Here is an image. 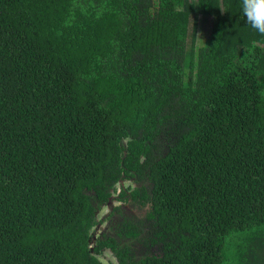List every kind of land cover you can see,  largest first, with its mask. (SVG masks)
<instances>
[{
	"label": "trees",
	"instance_id": "16d2710c",
	"mask_svg": "<svg viewBox=\"0 0 264 264\" xmlns=\"http://www.w3.org/2000/svg\"><path fill=\"white\" fill-rule=\"evenodd\" d=\"M239 4L0 0V264H264V36Z\"/></svg>",
	"mask_w": 264,
	"mask_h": 264
},
{
	"label": "clouds",
	"instance_id": "9594fccd",
	"mask_svg": "<svg viewBox=\"0 0 264 264\" xmlns=\"http://www.w3.org/2000/svg\"><path fill=\"white\" fill-rule=\"evenodd\" d=\"M239 8L250 29L264 36V0H240Z\"/></svg>",
	"mask_w": 264,
	"mask_h": 264
},
{
	"label": "rangeland",
	"instance_id": "374dc122",
	"mask_svg": "<svg viewBox=\"0 0 264 264\" xmlns=\"http://www.w3.org/2000/svg\"><path fill=\"white\" fill-rule=\"evenodd\" d=\"M209 24L208 21L205 17H201L200 19V24H199V42L203 43L209 36ZM121 203H119L118 201H113L112 205L113 206H117L120 205ZM126 211L131 212L132 207H125ZM111 208H108L106 206L103 207V209L100 211V213L98 214L99 219L101 220V224L100 226H98L96 228V235H99L102 233V231H105L106 229H108L111 226V223L109 222V220L107 219L109 216V212H110ZM138 248L141 250L143 248L142 244H140L138 246ZM146 248L144 247L143 250H145ZM151 249L150 252H152L153 254H159L160 250L158 247H154V248H148Z\"/></svg>",
	"mask_w": 264,
	"mask_h": 264
}]
</instances>
